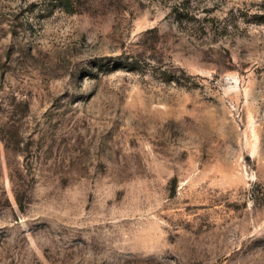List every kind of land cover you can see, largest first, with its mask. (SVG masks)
I'll return each instance as SVG.
<instances>
[{
    "label": "rangeland",
    "instance_id": "obj_1",
    "mask_svg": "<svg viewBox=\"0 0 264 264\" xmlns=\"http://www.w3.org/2000/svg\"><path fill=\"white\" fill-rule=\"evenodd\" d=\"M0 264H264V0H0Z\"/></svg>",
    "mask_w": 264,
    "mask_h": 264
}]
</instances>
